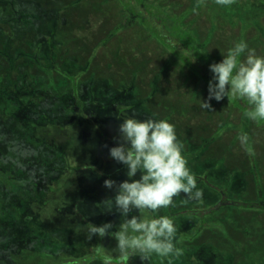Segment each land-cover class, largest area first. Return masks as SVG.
Segmentation results:
<instances>
[{
  "label": "trees",
  "instance_id": "obj_1",
  "mask_svg": "<svg viewBox=\"0 0 264 264\" xmlns=\"http://www.w3.org/2000/svg\"><path fill=\"white\" fill-rule=\"evenodd\" d=\"M239 41L264 55V0H0V264H105L115 239L62 222L88 217L56 206L55 192L90 168L77 164L78 126L99 131L93 113L119 101L175 125L203 191L159 212L184 250L173 264H264V120L230 95L200 107L209 65ZM112 162L75 204L99 202L87 197L121 174ZM109 215L114 233L121 217ZM110 253L111 264H142Z\"/></svg>",
  "mask_w": 264,
  "mask_h": 264
},
{
  "label": "clouds",
  "instance_id": "obj_2",
  "mask_svg": "<svg viewBox=\"0 0 264 264\" xmlns=\"http://www.w3.org/2000/svg\"><path fill=\"white\" fill-rule=\"evenodd\" d=\"M218 63L209 65L212 78L208 82L207 97L200 100L202 110L212 111L211 101L220 102L229 95L249 106L245 115L253 121L264 120V55H257L246 41L230 47ZM118 146L109 149V158L126 169L127 179L118 185L107 179L104 187L115 189V196L101 202L104 212L121 217L118 230L111 222L100 226H83L86 239L111 235L121 261L138 256L143 264L153 256L166 259L167 264L184 255L177 247V226L161 209L181 203L200 201L203 191L197 186L196 175L188 167L183 155V143L178 139L175 125L167 119H138L135 115L123 119L118 127ZM244 144L246 134L238 136ZM139 173V178L134 179ZM133 212L138 213L132 215ZM112 253L105 256L111 264Z\"/></svg>",
  "mask_w": 264,
  "mask_h": 264
},
{
  "label": "rangeland",
  "instance_id": "obj_3",
  "mask_svg": "<svg viewBox=\"0 0 264 264\" xmlns=\"http://www.w3.org/2000/svg\"><path fill=\"white\" fill-rule=\"evenodd\" d=\"M127 105L128 104L124 103L123 101H119L118 106H107L96 109L93 113V119L97 123L100 130L97 131L91 128V126L88 127L80 125V128L78 126V130L76 131V133H74L72 142L76 147L77 164L87 165L90 166V168L86 170V179L84 182H82V180H77L82 174V171L78 170L79 173L74 172L72 178H70V174L67 173L64 178L60 180V186L55 192V203L56 206L61 208H68L70 209V211H73V206H76L75 208L78 211L83 210V214L88 217V222H85L82 218H76L74 212H72V220L69 219L65 221V219H63L62 222H68L75 228H78L79 226L83 227L88 223L94 225L97 224L98 226H100L108 222H111L115 227L116 223L109 220V213L104 212L103 208L99 207L102 201L113 198L115 196L116 193L114 188L107 189L104 187L105 191H102L97 199L88 196L87 202H89L90 200H99V202L96 201L97 203H90V206L87 205V207L85 208H82L83 200H79L76 204L74 201H76V199H80L82 196V194L78 193L79 190H86L87 192L89 188L96 187L94 185V182L100 177L95 175V167H98L103 162L109 160V149L111 147L118 146V127L122 120L133 115H135L138 119H147L139 109L128 107ZM112 164L118 166L117 168L122 167L121 174L115 176V179H113V181H115L118 185L120 182L127 179L126 169L123 165L118 164L115 161H113ZM107 165H109L110 167L111 163H107ZM138 178L139 173L136 177H134V179ZM73 180H77L75 184H73ZM104 238L106 239V241H112V239L108 235L104 236ZM108 245H111V247L108 249V252L116 248V242H109Z\"/></svg>",
  "mask_w": 264,
  "mask_h": 264
}]
</instances>
